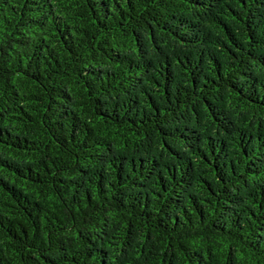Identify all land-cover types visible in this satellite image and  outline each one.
I'll use <instances>...</instances> for the list:
<instances>
[{
  "label": "trees",
  "instance_id": "trees-1",
  "mask_svg": "<svg viewBox=\"0 0 264 264\" xmlns=\"http://www.w3.org/2000/svg\"><path fill=\"white\" fill-rule=\"evenodd\" d=\"M0 264H264V0H0Z\"/></svg>",
  "mask_w": 264,
  "mask_h": 264
}]
</instances>
